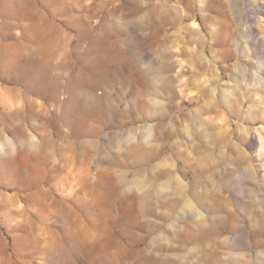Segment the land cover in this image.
Here are the masks:
<instances>
[{
  "label": "rangeland",
  "instance_id": "obj_1",
  "mask_svg": "<svg viewBox=\"0 0 264 264\" xmlns=\"http://www.w3.org/2000/svg\"><path fill=\"white\" fill-rule=\"evenodd\" d=\"M0 264H264V0H0Z\"/></svg>",
  "mask_w": 264,
  "mask_h": 264
},
{
  "label": "bare ground",
  "instance_id": "obj_2",
  "mask_svg": "<svg viewBox=\"0 0 264 264\" xmlns=\"http://www.w3.org/2000/svg\"><path fill=\"white\" fill-rule=\"evenodd\" d=\"M140 140V139H139ZM138 141V140H137ZM145 142V140H143ZM148 143V142H147ZM165 144V141L162 143ZM151 146V145H149ZM171 148H176L177 145L175 144H170ZM137 150L136 152H134V156L138 157L139 160H155L158 159L162 156V150H159L157 147H149V148H144L141 144H139L138 142L135 143L134 145V150ZM175 150V149H174ZM133 154V153H132ZM169 173H167L166 171H162L160 175L162 176H166ZM112 175H114L113 172L109 171L108 173H106L104 175V179L106 178L108 180V184H109V188H110V192H109V196L110 199L113 200L115 197H121L126 195V192H124L121 188V192L120 191H114V187L117 184V182L121 181L120 177H112ZM112 190V192H111ZM158 194H153V192L148 189L146 190L145 194L142 195L141 197H136V196H132V202L134 203L135 207L139 208L140 210H144V212H147L149 210H151L150 206L152 205L153 199L155 198L157 202H159V204L162 207H168L169 209H173L175 208L176 205H178V202L175 199H172L171 195L167 194H161L160 192H157Z\"/></svg>",
  "mask_w": 264,
  "mask_h": 264
}]
</instances>
